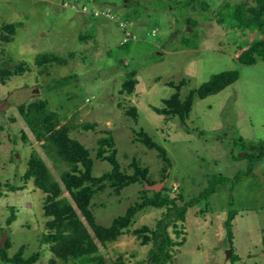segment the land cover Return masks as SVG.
Returning <instances> with one entry per match:
<instances>
[{
    "label": "rangeland",
    "instance_id": "374dc122",
    "mask_svg": "<svg viewBox=\"0 0 264 264\" xmlns=\"http://www.w3.org/2000/svg\"><path fill=\"white\" fill-rule=\"evenodd\" d=\"M64 1L90 4L89 0H0V35L4 25L11 24L16 30L10 41L0 42V69L11 71L25 64L22 74L11 76L5 84L0 80V124L4 126L0 134V191L4 194L0 198V242L6 234L9 257L22 248L25 258L40 255L37 264L54 258L50 245L41 242L48 233L46 196L33 180L24 179L39 143L22 139L20 131H29L18 111L19 105L42 100L61 117V125L73 127L71 138L89 150L95 177L111 170L108 161L97 159L99 140L111 132L122 171L132 174L130 165L136 160L159 183L164 162L157 150L138 142L143 130L166 150L171 161L160 192L167 187L171 191L166 193L183 194L185 204L199 195L211 177L228 178L207 200L188 209L187 240L173 264H264V156L253 160L243 152L264 151V145L258 147L264 143V61L239 62L241 53L262 38L253 30L234 28L230 18L236 4L253 6L255 1L200 0L185 7L162 0L171 6L174 1V10L159 9L158 0L97 1L98 8L113 11L116 22L64 10ZM128 12L139 16L128 29L140 38L122 46L125 33L118 22L125 21ZM141 28L145 32H138ZM44 54L66 62L39 66L37 58ZM131 70L136 71L138 84L129 95L121 91ZM228 71L238 72L239 79L218 94L195 98L185 122L154 110L162 109L163 101L177 92L168 83L184 84L180 94L186 97L213 76ZM133 107L138 111L137 121L127 114ZM44 159L59 179V169ZM142 190L135 184L120 195L111 190L99 193L93 200L96 223L110 227L116 217L140 201ZM158 211L147 208L139 213L132 231L110 250H103L105 260L117 261L122 256L125 264H132L146 258L134 231L152 226ZM230 212L235 218L228 230Z\"/></svg>",
    "mask_w": 264,
    "mask_h": 264
},
{
    "label": "trees",
    "instance_id": "16d2710c",
    "mask_svg": "<svg viewBox=\"0 0 264 264\" xmlns=\"http://www.w3.org/2000/svg\"><path fill=\"white\" fill-rule=\"evenodd\" d=\"M161 1V2H158ZM157 2L159 9L166 10L170 7L174 10L173 3L181 4L188 7L196 4L200 0H174L168 4L162 0ZM254 5H247L240 2L234 6L230 15L234 28L243 31L253 30L260 34L262 39H257L248 49L244 50L239 56V62L244 65L256 64L259 60L264 61V0H254ZM65 1L63 2V4ZM205 4L204 2H202ZM124 4V2H123ZM75 9H67L78 12L83 4L70 2ZM139 16L133 17L128 12L125 21L124 33L129 32L128 24L133 20H138ZM232 23V22H231ZM145 28V26H142ZM0 35V42L11 40L13 25L3 26ZM6 32V33H5ZM138 32H145L143 28ZM153 35L155 30H153ZM149 34V33H148ZM140 38V37H139ZM130 34V39L122 46L128 45L139 39ZM123 42V41H122ZM64 64V60L55 55H40L37 58L39 66L43 63ZM25 64L19 63L13 70H1L0 80L3 84L13 75L22 74ZM136 71L127 72V77L123 82L122 91L132 94L134 87L138 84ZM239 79L238 72H224L217 74L207 83L201 85L198 89L192 90L186 97L180 94L182 86L173 82L168 86L177 89L169 99L163 101L164 107L154 108V110L167 117H178L185 122L192 111L193 101L195 98L205 99L211 95L218 94L227 87L234 84ZM66 81H62V84ZM18 111L22 122L26 125L29 133L23 128L20 132L22 139L29 143L34 141L39 143V147L34 149L29 161L28 168L24 175L25 180H33L36 188L45 194L44 216L49 220L46 223L48 233L42 238V244L50 245V252L54 258L47 264H125L122 256L117 261L105 260L103 250H110V246L119 241L124 235L130 233L131 226L135 218L147 208L158 209L154 214L152 226L144 225L135 234L140 241V245L145 249L146 258L132 264H173L180 252L181 247L185 244L187 238L186 215L188 209L197 206L207 200L216 192L219 185L228 183V178L224 176H214L208 181L209 184L194 198H191L185 204L183 194L172 195L167 187L163 192L155 193L146 190V185L152 186L164 182L169 177L171 161L166 150L157 144L145 131L138 133L137 140L145 145L148 149H155L159 153V158L164 162V169L160 182L152 181L149 177V169L142 167L134 160L130 167L133 169L132 174L122 171L117 160V149L111 132L108 137L99 140L97 150V159L108 161L111 170L100 177L93 176V159L89 150L78 140L71 138L70 133L73 127L65 124L61 125V117L48 109L45 101L34 100L31 103L18 106ZM127 114L138 120V111L135 107L127 110ZM4 126L0 124V134ZM242 143V140L240 139ZM261 143L258 147L263 146ZM257 148V147H256ZM257 151V150H256ZM244 157L251 156L253 160L261 159L264 151L253 155L247 154L243 150ZM49 158L54 163V168L59 169V179H56L51 172L50 167L45 161ZM237 158V157H235ZM63 166L67 167L64 170ZM139 184L143 187L140 201L127 208L124 215L116 217L110 227L98 225L93 213V200L99 194L107 190L113 191L120 195L122 191L129 186ZM66 194V196H65ZM4 194L0 191V198ZM13 210V208H10ZM157 215V216H156ZM14 214L8 220L11 223ZM156 216V217H155ZM235 213L230 212L227 218V228L230 230ZM264 253V238L262 240ZM10 242L7 240L6 247L3 248L0 242V264H37L40 255L38 253L25 258L21 248L13 257H9L8 250ZM147 248V249H146ZM135 258V257H134ZM233 258V255L231 256ZM60 261V262H59Z\"/></svg>",
    "mask_w": 264,
    "mask_h": 264
},
{
    "label": "built area",
    "instance_id": "2783aa9c",
    "mask_svg": "<svg viewBox=\"0 0 264 264\" xmlns=\"http://www.w3.org/2000/svg\"><path fill=\"white\" fill-rule=\"evenodd\" d=\"M63 7L67 8V9H71V10L75 9V6L74 5H70V3H65L63 5ZM79 12L81 14L85 15V16H92V17H95V18H105V19H107L109 21H112V22H116L117 21V17L109 9L100 10V9H97V8H90L88 6H83ZM118 26L120 28H122V30H124L126 25L123 24V23L118 22ZM128 39H130V32L125 33V38H124L122 43H126Z\"/></svg>",
    "mask_w": 264,
    "mask_h": 264
},
{
    "label": "water",
    "instance_id": "95a60500",
    "mask_svg": "<svg viewBox=\"0 0 264 264\" xmlns=\"http://www.w3.org/2000/svg\"><path fill=\"white\" fill-rule=\"evenodd\" d=\"M165 182H166V180L164 182H162V183L155 184V185H152V186L146 185V190L147 191H151V192H155V193H160L161 189L165 186ZM6 238H7V235L4 234L3 238L1 240V244H2L3 248L5 247ZM230 256H231V253H228V258H230Z\"/></svg>",
    "mask_w": 264,
    "mask_h": 264
},
{
    "label": "clouds",
    "instance_id": "9594fccd",
    "mask_svg": "<svg viewBox=\"0 0 264 264\" xmlns=\"http://www.w3.org/2000/svg\"><path fill=\"white\" fill-rule=\"evenodd\" d=\"M65 3H70V2H65ZM64 3V4H65ZM63 3L61 4V6L62 5H64ZM83 6H88V7H90V8H97V9H100V8H98L97 7V5H94V4H92V3H90L89 5H86V4H83ZM64 8V7H63ZM100 10H107V9H100ZM109 10H111V9H109ZM112 11V10H111ZM113 12V11H112ZM81 14V13H80ZM114 14V13H113ZM81 15H83V14H81ZM84 17H86V18H94V19H100V18H95V17H92V16H85V15H83ZM116 16V15H115ZM121 45H122V43H121ZM167 180V179H166Z\"/></svg>",
    "mask_w": 264,
    "mask_h": 264
},
{
    "label": "crops",
    "instance_id": "0c3cea01",
    "mask_svg": "<svg viewBox=\"0 0 264 264\" xmlns=\"http://www.w3.org/2000/svg\"><path fill=\"white\" fill-rule=\"evenodd\" d=\"M73 1H76V0H73ZM99 1V0H89V3H92V4H96V2ZM97 5V4H96ZM86 18V17H85Z\"/></svg>",
    "mask_w": 264,
    "mask_h": 264
}]
</instances>
